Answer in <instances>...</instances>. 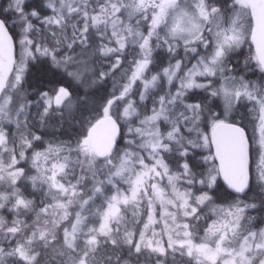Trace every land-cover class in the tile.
<instances>
[{"label": "snow or ice", "instance_id": "6c2138e0", "mask_svg": "<svg viewBox=\"0 0 264 264\" xmlns=\"http://www.w3.org/2000/svg\"><path fill=\"white\" fill-rule=\"evenodd\" d=\"M0 264H264V0H0Z\"/></svg>", "mask_w": 264, "mask_h": 264}, {"label": "trees", "instance_id": "16d2710c", "mask_svg": "<svg viewBox=\"0 0 264 264\" xmlns=\"http://www.w3.org/2000/svg\"><path fill=\"white\" fill-rule=\"evenodd\" d=\"M244 54H245V56H247V53H246V49H245V48H244ZM241 67H243V63H242V62H241ZM259 75H260V73H259L258 70H256L255 75H252V74H250V73H247V76H248V77H251V78H254V77L259 76ZM258 78H259V77L254 78V79H257V80H258Z\"/></svg>", "mask_w": 264, "mask_h": 264}, {"label": "rangeland", "instance_id": "374dc122", "mask_svg": "<svg viewBox=\"0 0 264 264\" xmlns=\"http://www.w3.org/2000/svg\"><path fill=\"white\" fill-rule=\"evenodd\" d=\"M245 49H246V53H247V55H248V54H249V49H248V46H247V45L245 46ZM244 55H245V54H244ZM241 62H242V60H241ZM242 63H243V62H242ZM254 67H255V65H254V62H253V68H254ZM246 75H247V73H246ZM259 76H260V75H259ZM259 76H256V77H254V78H257V77H259ZM247 78H248V79H251V80H254V81L257 80V79H254V78H251V77H248V76H247Z\"/></svg>", "mask_w": 264, "mask_h": 264}, {"label": "water", "instance_id": "95a60500", "mask_svg": "<svg viewBox=\"0 0 264 264\" xmlns=\"http://www.w3.org/2000/svg\"><path fill=\"white\" fill-rule=\"evenodd\" d=\"M254 50V49H253Z\"/></svg>", "mask_w": 264, "mask_h": 264}]
</instances>
